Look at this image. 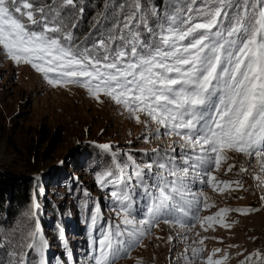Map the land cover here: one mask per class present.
<instances>
[{
    "label": "snow or ice",
    "instance_id": "1",
    "mask_svg": "<svg viewBox=\"0 0 264 264\" xmlns=\"http://www.w3.org/2000/svg\"><path fill=\"white\" fill-rule=\"evenodd\" d=\"M105 7L120 10L112 29L81 48L73 44L63 15L82 16L79 0L39 5L30 0H0V52L15 64L31 65L54 87H83L101 103L102 94L144 125L145 143L161 134L176 138L165 147L152 148L150 155L145 152L149 159L143 164L128 154L134 175L125 174L127 165L117 162L115 173L108 170L96 177L102 188L114 189L110 196L117 220L108 223L93 242L98 245L94 264H115L133 247L142 246L143 238L161 221L190 232L196 223L202 228L213 221L223 224L216 218L229 211H252L220 208L214 216L199 215L202 207L214 205L193 186L199 183L214 191H223L220 184L231 187L213 174L231 158L229 153L255 160L259 171L254 179L258 187L264 186V0H188L187 5L163 14L159 4L146 0ZM99 147L110 151L112 146ZM233 167L230 164L227 170ZM239 171L247 169L242 164ZM98 218L99 205L91 215L92 226ZM182 238L187 240L186 235ZM168 239L171 242L172 237ZM194 243L198 246L191 248L192 257L200 258L205 251L203 238ZM17 247L18 264H29L33 251L43 256L47 241L38 223ZM219 251L201 264H224L227 256L214 258ZM253 257L261 259V254L253 253L246 261Z\"/></svg>",
    "mask_w": 264,
    "mask_h": 264
},
{
    "label": "rangeland",
    "instance_id": "2",
    "mask_svg": "<svg viewBox=\"0 0 264 264\" xmlns=\"http://www.w3.org/2000/svg\"><path fill=\"white\" fill-rule=\"evenodd\" d=\"M38 1H34L36 5L47 2ZM94 2L92 0L90 3L91 7ZM73 23L76 25L73 28L75 31H85L86 27L83 28L80 19ZM100 100L103 102L90 96L85 88L73 84L54 87L40 78L29 64L21 62L17 65L0 52V173L2 176L26 178L34 186L30 201L20 205L13 217L4 216V221L2 218L4 228L12 227L10 245L16 252L19 251L17 244L21 238L34 230L38 223L43 238L51 243L47 242V249L52 261L55 260L53 254L58 250V245L68 256L72 253L68 238L62 234L64 232L67 237L71 232L67 233L68 228H63L59 236H54V221L71 218L75 224H80L75 219L79 209L75 197L80 195L75 192L77 185L89 196L99 198L106 195V187L102 188L91 174L79 169L93 160L92 150L96 146L111 145V150L107 151L125 161L128 154L138 159L145 156V152L151 153L152 148L165 147L176 139L161 134L159 139L150 137L149 143H145L144 125L137 124L126 111L105 96L101 95ZM141 119L144 117L141 116ZM42 127L46 130L40 131ZM229 156L231 158L222 162L220 169L213 174L219 181L230 182L231 187L220 184L218 188L223 191H214L212 187L204 185L202 190L210 198L209 204L214 206L207 209L202 207L200 216H214L220 208L252 211H229L216 218L222 219L223 224L213 221L210 227L206 223L202 228L198 223L190 232L160 222L159 227L151 229V235L143 238L142 246L133 247L129 254L116 259L115 264H137V261L141 264H189L190 260L192 264H201L202 259L216 249L220 251L215 253L214 258L227 256L224 264H241L242 261L245 264H264V200L261 199L264 186L258 187L254 179L259 171L258 165L255 160H248L242 154L229 153ZM97 163V160L92 163V168ZM230 164L235 167L228 171ZM242 164L247 169L245 173L239 171ZM125 174L134 175L133 166L125 168ZM71 179L75 184L72 189L60 185L62 181ZM237 181L242 187H237ZM132 183L135 185L136 181L133 179ZM38 196L52 205L53 214L46 215ZM35 204L39 208L34 207ZM6 217L8 219L5 221ZM41 218L44 219L46 231L40 226ZM72 220L68 222L69 225L73 223ZM70 235L75 247V239L81 235H73V232ZM185 235L187 240L182 238ZM169 236L172 237L171 242ZM201 238L205 251L200 258H194L191 248L197 247L194 241L198 242ZM186 248L189 249L187 253ZM76 251L77 261L73 264H90L82 249ZM256 252L261 254V259L253 257L251 262L246 261ZM13 253L10 252L8 258L0 257L1 264H15L19 255Z\"/></svg>",
    "mask_w": 264,
    "mask_h": 264
},
{
    "label": "trees",
    "instance_id": "3",
    "mask_svg": "<svg viewBox=\"0 0 264 264\" xmlns=\"http://www.w3.org/2000/svg\"><path fill=\"white\" fill-rule=\"evenodd\" d=\"M36 1L39 3L38 0H30V2ZM50 2L47 0L46 3ZM92 0H79V6L84 8V12L82 16L77 12V15L74 17H69L68 12L63 13L65 17V24L68 26L66 30L72 31L73 35V44L78 45L81 48L85 46H90L96 39L100 38L102 35H106L113 27L115 21V16L119 13V9L116 8L115 12H113L112 8H106V4H111L113 8L121 3H124L125 0H95L93 7H91L90 3ZM199 3V0H197ZM35 3V2H34ZM147 4H159L161 14L164 11H174L176 8H181L188 4V0H163V3H160V0H146ZM169 5H174L175 8H169ZM102 14V15H98ZM80 19L83 28L86 27L85 31L77 32L69 24L76 20ZM71 23V24H72ZM77 23V22H75ZM46 128L42 127L40 131H45ZM93 160L90 161V164L87 163L85 166H80L79 169L85 173L93 174V171H100L104 169L106 166L109 165L111 162V158L108 154V151L96 146L93 150ZM151 153H149L150 155ZM149 156L145 155L143 157H138L139 161H148ZM95 168H92V163L96 162ZM35 167L33 168V170ZM72 183H67L65 180L62 181L60 185L70 188L71 185L74 187V181L71 179ZM70 185V186H69ZM33 185L31 181L26 178H19L14 176H2L0 173V228L2 229V237L0 238V243L4 244L3 248H0V257L4 258L9 256L10 252H15L16 254L20 255V249L16 252V249L12 248L13 246L10 245L12 241V227L11 228H4L2 224V218L4 221V216L13 217L15 211L20 205H25L27 202L30 201L33 192ZM77 193H81L80 186L77 185ZM35 195V194H34ZM37 195V194H36ZM37 197V196H36ZM39 197V201L41 203V207L45 209L46 215H50L54 213V208L50 203H47L46 200ZM75 201L78 205H82V198L79 196L75 197ZM5 218L6 219L8 218ZM56 224H61L65 227L66 221L61 222V218L55 220ZM40 226L42 229L45 230L46 226L44 223V219H40ZM56 226H53L54 236H56ZM78 245V243L76 244ZM38 254L36 252L33 253L32 256L28 257L29 264H37ZM8 258V257H7ZM19 258V256H18ZM1 264V262H0ZM15 264H18V260Z\"/></svg>",
    "mask_w": 264,
    "mask_h": 264
}]
</instances>
